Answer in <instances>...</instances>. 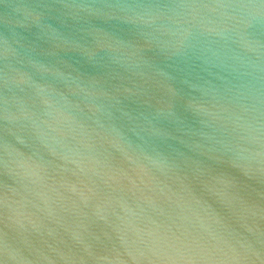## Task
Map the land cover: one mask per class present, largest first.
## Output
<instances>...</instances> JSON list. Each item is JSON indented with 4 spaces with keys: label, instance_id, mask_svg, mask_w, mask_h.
<instances>
[{
    "label": "water",
    "instance_id": "1",
    "mask_svg": "<svg viewBox=\"0 0 264 264\" xmlns=\"http://www.w3.org/2000/svg\"><path fill=\"white\" fill-rule=\"evenodd\" d=\"M0 264H264V0H0Z\"/></svg>",
    "mask_w": 264,
    "mask_h": 264
}]
</instances>
